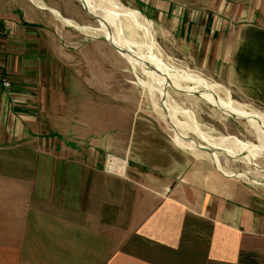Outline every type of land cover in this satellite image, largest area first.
I'll list each match as a JSON object with an SVG mask.
<instances>
[{
	"label": "crops",
	"instance_id": "obj_1",
	"mask_svg": "<svg viewBox=\"0 0 264 264\" xmlns=\"http://www.w3.org/2000/svg\"><path fill=\"white\" fill-rule=\"evenodd\" d=\"M40 2L0 0V69L12 83L0 80V264H264V198L207 155L190 159L160 134L162 145L142 144L149 154L136 157L148 171L117 156L99 169L88 155L32 143L46 139L53 119L41 100L46 41L37 34L61 17ZM140 2L175 17L185 3ZM226 2L193 8L184 38L216 45L215 63L223 43L229 61L246 42L248 60L264 62V0L239 11ZM251 72L248 82L258 75Z\"/></svg>",
	"mask_w": 264,
	"mask_h": 264
},
{
	"label": "rangeland",
	"instance_id": "obj_2",
	"mask_svg": "<svg viewBox=\"0 0 264 264\" xmlns=\"http://www.w3.org/2000/svg\"><path fill=\"white\" fill-rule=\"evenodd\" d=\"M37 1H41L45 8L59 7L61 17L56 14L60 24L54 20L46 22L37 34L46 41L39 46L44 52L45 77L41 100L53 119H50V125L44 126L46 139L32 143H41L49 149L62 148L68 156L84 158L88 155L93 167L99 169L104 158L117 156L124 165H137L148 171V163L136 159L149 154V148L141 147L142 144L162 145L159 141L161 134L172 142L170 147L173 145L174 149L182 150L190 159H193L192 153L199 152L212 162L209 152L192 150L176 142L173 124L156 107L161 102L160 105L167 109L168 104L160 100L157 91H154L156 99L152 98L149 86L154 80L144 73L141 66L132 63L108 42L100 21L87 13L81 2ZM115 1L139 12L142 24L128 19L123 22L118 18L120 24L114 28L120 27L118 31L128 39L151 45L156 67L172 78L167 89L179 109H184L196 129L225 143H212L191 131H188L189 140L216 150L217 157L213 161L218 168L226 173L243 175L234 178L256 190V196L264 198V80L260 76L264 62L260 56L248 60L246 42L242 46L237 45L229 61L228 44L223 43L221 61L215 63L212 59L216 45L198 44L193 38H184L187 18L193 8L217 10L219 4L222 6L226 0H172L178 6L185 1L176 8V17L170 12H155L140 0ZM229 1L237 5L238 11L239 5L248 2L227 0L226 4ZM88 6L97 15L95 9ZM225 14L227 12L221 15ZM201 24L202 21L195 26L199 28ZM53 43H58V47L54 48ZM251 70L253 75H258L248 82ZM183 114L178 112L176 116L185 122L187 117ZM132 121L137 124H131ZM52 129L62 137L58 134L49 138L48 133ZM65 145L71 148H65ZM170 147L168 155L172 154Z\"/></svg>",
	"mask_w": 264,
	"mask_h": 264
},
{
	"label": "bare ground",
	"instance_id": "obj_3",
	"mask_svg": "<svg viewBox=\"0 0 264 264\" xmlns=\"http://www.w3.org/2000/svg\"><path fill=\"white\" fill-rule=\"evenodd\" d=\"M86 2H87V4L91 5L95 9L97 16L101 17L103 22H100V23L103 26L105 36L111 37V39L114 41V43L116 45L129 50L132 53V55H129V54H124V55H126L128 57V59L131 60L132 63L141 66L144 73H146V75H148L149 77H151L154 80L153 82L150 83V86H149L151 93H152V98L156 99V97H155L156 93H154V91H157L161 97L160 100L163 99L168 104L167 109H164L160 105L161 102H159V104L156 105V107L160 108L161 112H163V114L165 113L164 114L165 118L167 117L170 120V122L173 124V128L175 131L174 137H175L176 142L181 146L191 147L192 150L193 149L194 150L201 149L204 151L203 148H210V149H212V151L214 150L213 148L208 147V146L198 145L199 142L197 140H196V142H198V144L192 143L189 140V138L187 137L189 135L188 131H191V132H194L200 136L205 137L207 140H209L212 143H216L219 145L224 144L225 142L218 140L215 137H210V136H208L209 134L206 135L205 133H202L200 130L196 129L193 126V124L190 122V118L187 116L184 109H179L177 103L175 102L173 97H171V94L169 93V91L167 89V85L168 84L170 85L172 78L168 73H165L161 70H158V68L156 67V59L152 55L151 45L150 44H144L143 42H138V41L128 39L127 37H125L123 35L124 33H121L120 31H118L120 27L118 29L114 28V25L120 24L119 23L120 20H118V18H121V20H123V22H124V19H128V20H131L135 24L141 25L142 22L139 21V19H140L139 18L140 17L139 12L131 10L127 7H124L123 5H121L120 3H118L115 0H86ZM144 30H146V29H144ZM222 87H224V86H222ZM171 88L176 89V86L171 85ZM212 88H214V87L212 86ZM227 94L229 95V91H227ZM156 103H158V102H156ZM178 112H182L186 115L187 120L185 122L180 121L177 118L176 114ZM192 128H193V130H192ZM178 139L180 140V142L178 141ZM231 144L238 149H242V148L235 146L234 143H231ZM210 154H211L213 160L215 161V158L217 157L216 150H214V152L210 153ZM222 172L224 173V171H222ZM228 174H231L234 176H243V175L237 174V173H229V171H228Z\"/></svg>",
	"mask_w": 264,
	"mask_h": 264
},
{
	"label": "water",
	"instance_id": "obj_4",
	"mask_svg": "<svg viewBox=\"0 0 264 264\" xmlns=\"http://www.w3.org/2000/svg\"><path fill=\"white\" fill-rule=\"evenodd\" d=\"M78 1L82 3L84 9L86 10V12H87L88 14H90L92 17L96 18V19L99 20L100 22H103L102 19H101V17L97 16L96 14H94V13H92V12L90 11L89 6H88L86 0H78ZM106 39H107L108 42H109V43H110V44H111V45H112L117 51H119L120 53L132 55V53H131L129 50H127V49H125V48H122V47L116 45V44L114 43V41L111 39V37L106 36ZM163 61H164V60H163ZM216 97H217V96H216ZM222 110H223V109H222ZM232 116L237 117L235 114H232ZM203 149H204L205 151L209 152V153H213V152H214V150L212 151V149H210V148H203Z\"/></svg>",
	"mask_w": 264,
	"mask_h": 264
},
{
	"label": "built area",
	"instance_id": "obj_5",
	"mask_svg": "<svg viewBox=\"0 0 264 264\" xmlns=\"http://www.w3.org/2000/svg\"><path fill=\"white\" fill-rule=\"evenodd\" d=\"M0 31H1V20H0ZM0 80L2 81L3 85L7 88L12 87V83L8 77L4 75V70L0 69Z\"/></svg>",
	"mask_w": 264,
	"mask_h": 264
}]
</instances>
